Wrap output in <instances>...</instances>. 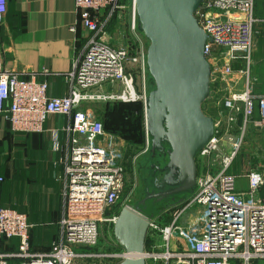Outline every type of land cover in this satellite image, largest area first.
<instances>
[{
    "label": "built area",
    "instance_id": "built-area-1",
    "mask_svg": "<svg viewBox=\"0 0 264 264\" xmlns=\"http://www.w3.org/2000/svg\"><path fill=\"white\" fill-rule=\"evenodd\" d=\"M73 1L77 17L71 29H81L82 44L64 77L67 94L49 96L45 81L7 70L0 53V120L7 121L12 132H42L49 114L66 118L53 133V147L61 151L54 163L62 166L58 179L63 201L56 239L48 250H32L26 214L1 205L0 241L17 242L13 251L0 248V264H11V259H20L21 264H118L131 255L116 242L111 251L98 243V223L113 224L118 214L113 207L122 201L125 171L115 148L118 138L106 132L102 121L82 104L100 98L144 102L147 84L142 91L135 88L128 64L138 57L130 54L128 46L111 43L109 26L126 2ZM253 8L254 0H203L194 13L207 35L204 57L210 76L231 78L242 88L234 90L232 85L217 101L221 109L211 114L213 135L195 158L193 193L167 209L163 223L158 216L149 221L146 264H264L263 173L249 169L241 175L246 188L237 190L239 175L228 172L249 129L264 128V94L255 95L251 84ZM130 9L135 28L134 0ZM6 11L7 0H0V22ZM104 83L119 86V91H92ZM215 151L220 152V165L211 173L206 159ZM106 212L109 215L103 217Z\"/></svg>",
    "mask_w": 264,
    "mask_h": 264
},
{
    "label": "water",
    "instance_id": "water-1",
    "mask_svg": "<svg viewBox=\"0 0 264 264\" xmlns=\"http://www.w3.org/2000/svg\"><path fill=\"white\" fill-rule=\"evenodd\" d=\"M202 1L134 0L135 29L149 41L143 102L147 149L138 167L143 195L125 203L113 222L115 240L131 253L118 264H146L149 221L193 193L196 155L213 135V118L202 109L211 92L207 35L194 15Z\"/></svg>",
    "mask_w": 264,
    "mask_h": 264
},
{
    "label": "crops",
    "instance_id": "crops-1",
    "mask_svg": "<svg viewBox=\"0 0 264 264\" xmlns=\"http://www.w3.org/2000/svg\"><path fill=\"white\" fill-rule=\"evenodd\" d=\"M253 14L251 84L252 92L259 95L264 94V0H254ZM76 17L73 0H7V11L0 22L3 66L23 78L34 74L38 81H45L49 96L67 94L64 77L82 44L81 29H71ZM237 88L241 89L242 85L233 84V89ZM65 121L64 116L49 114L42 132L14 133L6 121L0 120V206L26 214L31 224L29 244L32 250H48L57 236L63 208L58 179L62 166L54 163L61 151L53 147V133ZM253 128L251 132L257 129ZM249 158L248 154L241 153V175L255 165L264 176V159L256 164ZM242 179L245 189L246 178ZM260 196L264 198V184ZM16 242V239L5 244L0 242V248L13 251ZM20 262V259L10 260L11 264Z\"/></svg>",
    "mask_w": 264,
    "mask_h": 264
},
{
    "label": "rangeland",
    "instance_id": "rangeland-1",
    "mask_svg": "<svg viewBox=\"0 0 264 264\" xmlns=\"http://www.w3.org/2000/svg\"><path fill=\"white\" fill-rule=\"evenodd\" d=\"M126 2L127 7L124 9L119 16H115L114 22L109 26V33L112 37L111 43L114 46H130V50H132V54L138 57L137 62H132V64H128L129 70L133 76V82L135 84V88L137 90L142 91L143 84H147L148 73L144 69V58L146 54V49L149 44V41L144 37L143 34L138 32L135 28L131 26V2L132 0H124ZM129 4V5H128ZM143 63V65H142ZM113 84L109 85L104 83L99 88H93L92 91L96 93L104 94L111 91H119V86ZM233 85L231 78L222 77L219 74L214 73L210 76V87L211 92L208 99L203 103L202 109L206 114L214 115L221 109L220 105L217 103L228 93L229 88ZM148 88V84L146 85ZM240 89V88H237ZM116 101V99H96L85 102L82 104V108L93 112L98 119L103 121V125L106 127L109 123H107L105 117V110L113 104L112 102ZM141 101V100H138ZM144 106V105H143ZM143 133L139 142L136 143H128L127 141L120 138L118 135L106 131L113 136H116L118 140L113 141L117 142L118 145H115V148H118L120 153V160L124 166V178H125V190L122 194V201L120 200L114 207L115 212H119L120 209L124 206L125 203H131L142 197L143 192L139 183V175H138V166L137 161H141L143 159L144 154L146 153L147 144H146V135H145V119L143 123ZM107 128V127H106ZM254 129V128H253ZM261 134V137L259 136ZM112 138V136H111ZM115 142V143H116ZM244 151V152H243ZM241 153L248 154L250 156L249 160L252 163H256L264 159V128L254 129L252 132H247L245 141L243 143L242 148L236 155L233 163L228 169V172L240 174L238 177L239 182H237L238 189H244V181L243 176H241L240 169V157ZM246 158V157H245ZM248 160V156L246 159ZM207 169L214 173L218 170L220 165V152L215 151L212 152L208 159H206ZM257 166H253L252 168H256ZM251 168V169H252ZM258 169V168H257ZM141 171V170H140ZM240 183V184H239ZM239 184V185H238ZM170 211H165L161 216H158L157 221L163 223L166 220L167 215ZM109 213L106 212L103 217L108 216ZM98 232H99V246L107 251H111L114 248L115 240L113 234V224L108 222H100L98 223ZM160 242L159 237H157ZM52 243V242H51ZM146 249V248H145ZM150 249L149 247L147 250ZM150 262V260H149ZM21 264V262H20Z\"/></svg>",
    "mask_w": 264,
    "mask_h": 264
},
{
    "label": "trees",
    "instance_id": "trees-1",
    "mask_svg": "<svg viewBox=\"0 0 264 264\" xmlns=\"http://www.w3.org/2000/svg\"><path fill=\"white\" fill-rule=\"evenodd\" d=\"M132 50H130V54H132ZM112 103L111 107L105 110V121L109 124L106 125L107 128L103 125L104 130L118 135L128 143L139 142L143 133V102L138 100L129 102L116 100ZM6 123L9 125L7 121ZM0 242L5 244L6 241ZM148 247L149 240L145 238V248Z\"/></svg>",
    "mask_w": 264,
    "mask_h": 264
},
{
    "label": "flooded vegetation",
    "instance_id": "flooded-vegetation-1",
    "mask_svg": "<svg viewBox=\"0 0 264 264\" xmlns=\"http://www.w3.org/2000/svg\"><path fill=\"white\" fill-rule=\"evenodd\" d=\"M144 158V157H143ZM144 164V160L142 159V162L141 161H137V166L139 167L140 165H143ZM141 174H143L142 170L140 171ZM139 175V173H138Z\"/></svg>",
    "mask_w": 264,
    "mask_h": 264
}]
</instances>
